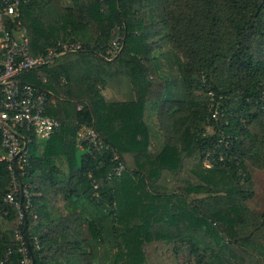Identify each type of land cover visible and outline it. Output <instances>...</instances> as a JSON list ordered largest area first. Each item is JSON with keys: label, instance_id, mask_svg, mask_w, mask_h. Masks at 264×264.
<instances>
[{"label": "trees", "instance_id": "16d2710c", "mask_svg": "<svg viewBox=\"0 0 264 264\" xmlns=\"http://www.w3.org/2000/svg\"><path fill=\"white\" fill-rule=\"evenodd\" d=\"M21 1L30 54L82 48L20 76L51 92L60 126L34 139L23 169L0 160V264L18 262L23 243L32 264H264L250 166L264 156V0ZM120 76L133 100L102 93ZM83 127L100 148L79 141ZM13 175L19 207L6 200Z\"/></svg>", "mask_w": 264, "mask_h": 264}, {"label": "built area", "instance_id": "2783aa9c", "mask_svg": "<svg viewBox=\"0 0 264 264\" xmlns=\"http://www.w3.org/2000/svg\"><path fill=\"white\" fill-rule=\"evenodd\" d=\"M21 4V0H0V160H6L15 172L23 169L27 163L30 144L34 139L49 138L60 126L59 120L47 111L51 92L23 81L20 76L51 62L57 55L82 48L81 41L69 40L49 47L45 53L30 54L29 40L21 18ZM7 18L16 23L11 30L7 29ZM119 29L117 26L114 30L115 36L107 50L113 56L121 49L122 34ZM218 115V109L214 110L213 116ZM78 139L80 142L89 141L98 148L103 145L93 127L81 128ZM205 165L212 166V161L206 158ZM123 168V165H119L116 173L120 174ZM19 182V178L13 175L11 190L6 196L7 201L18 207L16 194L22 186ZM26 195L29 196L27 192ZM18 235L21 236L19 232ZM28 248L24 243L21 245L19 250L22 257L15 264H32Z\"/></svg>", "mask_w": 264, "mask_h": 264}, {"label": "rangeland", "instance_id": "374dc122", "mask_svg": "<svg viewBox=\"0 0 264 264\" xmlns=\"http://www.w3.org/2000/svg\"><path fill=\"white\" fill-rule=\"evenodd\" d=\"M164 51V49H162ZM162 53V52H161ZM161 72L169 77V80H175L179 82V70L175 64L172 66H168V63L165 61V59L161 58ZM150 124L152 126V130L154 133V140L152 144L153 150H156L159 147V139L161 136V131L159 129V122L156 120V118H152L150 121ZM208 129L211 131L212 128L208 127ZM39 139V138H38ZM252 164V171L254 172L255 177L257 178L259 184H258V192L257 196L254 198L255 204L259 208H264V156L259 155H253L251 157ZM249 161V162H251Z\"/></svg>", "mask_w": 264, "mask_h": 264}, {"label": "crops", "instance_id": "0c3cea01", "mask_svg": "<svg viewBox=\"0 0 264 264\" xmlns=\"http://www.w3.org/2000/svg\"><path fill=\"white\" fill-rule=\"evenodd\" d=\"M70 0H64L68 3ZM102 93L108 100L129 101L135 98V93L127 77H109L105 86L102 88ZM148 115V114H147ZM149 120L156 117V114H149ZM151 121V120H150Z\"/></svg>", "mask_w": 264, "mask_h": 264}, {"label": "water", "instance_id": "95a60500", "mask_svg": "<svg viewBox=\"0 0 264 264\" xmlns=\"http://www.w3.org/2000/svg\"><path fill=\"white\" fill-rule=\"evenodd\" d=\"M23 200H24V192H23V187L21 186V197H20V201L21 203H23ZM25 232L27 230V217L25 215V228H24ZM30 247V245H29Z\"/></svg>", "mask_w": 264, "mask_h": 264}]
</instances>
